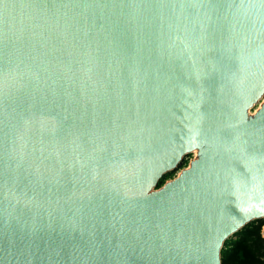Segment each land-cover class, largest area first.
<instances>
[{
	"label": "water",
	"instance_id": "obj_1",
	"mask_svg": "<svg viewBox=\"0 0 264 264\" xmlns=\"http://www.w3.org/2000/svg\"><path fill=\"white\" fill-rule=\"evenodd\" d=\"M263 97L264 0H0V264H221Z\"/></svg>",
	"mask_w": 264,
	"mask_h": 264
},
{
	"label": "trees",
	"instance_id": "obj_2",
	"mask_svg": "<svg viewBox=\"0 0 264 264\" xmlns=\"http://www.w3.org/2000/svg\"><path fill=\"white\" fill-rule=\"evenodd\" d=\"M185 164L186 161L182 166ZM175 172L165 175L158 187ZM263 225L264 220L253 221L239 231L233 240L227 241L221 251V264H264V238L261 234Z\"/></svg>",
	"mask_w": 264,
	"mask_h": 264
},
{
	"label": "rangeland",
	"instance_id": "obj_3",
	"mask_svg": "<svg viewBox=\"0 0 264 264\" xmlns=\"http://www.w3.org/2000/svg\"><path fill=\"white\" fill-rule=\"evenodd\" d=\"M262 101H264V97L260 100V102L250 112L253 113L254 111H256L258 109V107L260 106V104L262 103ZM195 157H196V152L195 153H191L190 155L186 156L184 158V161H186V164L183 165L182 167H179L172 177H168L167 178L166 182L172 180L173 178H175L181 172V170L187 168L189 163H190V161H192Z\"/></svg>",
	"mask_w": 264,
	"mask_h": 264
},
{
	"label": "flooded vegetation",
	"instance_id": "obj_4",
	"mask_svg": "<svg viewBox=\"0 0 264 264\" xmlns=\"http://www.w3.org/2000/svg\"><path fill=\"white\" fill-rule=\"evenodd\" d=\"M192 153H195V152H192ZM190 154H191V153H190ZM190 154H187L186 156H188V155H190ZM186 156H185V157H186ZM185 157H184V158H185ZM183 162H184V159L181 161V163H180V165L178 166V168H179V167H182V163H183ZM178 168H177V169H178ZM177 169H175L174 171H176ZM174 171H172V172H174ZM172 172H170V173H172ZM168 174H169V173H168ZM174 174H175V173H174ZM166 175H167V174H166ZM167 178H168V177H167ZM167 178H166V180H167ZM161 180H162V179H161ZM166 180H165V182H166ZM165 182H164V183H165Z\"/></svg>",
	"mask_w": 264,
	"mask_h": 264
}]
</instances>
